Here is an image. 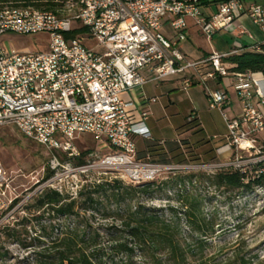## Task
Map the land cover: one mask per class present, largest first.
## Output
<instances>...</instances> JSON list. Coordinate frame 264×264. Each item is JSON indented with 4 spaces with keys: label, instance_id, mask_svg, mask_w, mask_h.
Returning a JSON list of instances; mask_svg holds the SVG:
<instances>
[{
    "label": "built area",
    "instance_id": "1",
    "mask_svg": "<svg viewBox=\"0 0 264 264\" xmlns=\"http://www.w3.org/2000/svg\"><path fill=\"white\" fill-rule=\"evenodd\" d=\"M213 2L53 0L55 12L31 5L4 6L0 39L8 33L46 35L48 43L46 52L22 54L5 50L0 43V129L13 128L54 154L48 163L51 174L62 167L56 153L79 158L73 143L77 136L89 135L109 147L110 153L101 158L99 166L119 175L127 186L146 185L191 167L195 171L228 168L246 176L247 167L264 166V74L232 73L223 64L244 52L264 55V0H222L215 13L206 16L204 7ZM244 17L258 29L261 42L242 45L241 38L248 34L236 23ZM186 19L193 21L207 41L216 33L234 31L236 48L212 53L200 62L188 61L178 50L186 40ZM165 20L170 37L162 33ZM78 30L86 33L65 38ZM87 40L95 43V49L86 46ZM146 69L154 74V81L193 72L209 109L220 112L227 127L216 148L218 163L185 166L139 159L134 139L151 141L143 108L156 99H142L136 122L127 110L130 105L120 97L148 83L140 74ZM229 77L241 109L232 120L223 114L232 103L230 96L206 85L209 80ZM193 85V79L183 80L184 90ZM53 179L46 182V188L53 190ZM11 184L0 162V223L13 219L33 197L21 199Z\"/></svg>",
    "mask_w": 264,
    "mask_h": 264
},
{
    "label": "rangeland",
    "instance_id": "2",
    "mask_svg": "<svg viewBox=\"0 0 264 264\" xmlns=\"http://www.w3.org/2000/svg\"><path fill=\"white\" fill-rule=\"evenodd\" d=\"M235 32L222 31L211 41L218 52H228L233 47ZM190 45L195 51L199 48L209 50L205 37L195 33L188 36ZM246 42V40L242 41ZM241 42V43H242ZM0 43L8 51L17 53H42L47 51L46 35L20 36L8 33L1 37ZM89 49H95L93 41H86ZM206 83L213 91L224 92L229 89L235 110L239 111L237 97L231 83L226 79L220 85L213 80ZM181 83L149 84L145 87L147 98H157L147 113L146 127L151 141L157 145L163 143V150L170 152V159L164 163L194 166L198 163L206 165L218 163L216 148L227 134L223 116L218 111H211L202 87H193L183 92ZM138 121L140 113L135 112ZM227 120L236 116L225 112ZM188 120L190 123H188ZM183 144H185L183 146ZM79 158H68L56 153L61 168L50 174L48 163L52 155L45 148L25 139L13 128L0 129V162L12 182V187L21 199L32 197L22 211H17L13 219L10 217L0 223V264H31L36 253L43 245L39 244L40 231L32 217L34 212L26 211L46 188V182L53 177L52 189L63 195L76 197L80 189L87 185L103 181H120L119 175L105 171L99 166L102 157L107 156L109 147L103 142H96L89 135H79L73 143ZM139 150L144 148L142 139L137 140ZM80 162L83 163L81 166ZM191 170L164 175L152 184L148 194L140 195L138 202L147 208L167 215L170 209L180 213L191 209L194 215H201L205 223L212 229L208 247L201 263L193 264H240L241 259L249 264H260L264 261V180L259 186L252 184L250 189L219 188L214 178L220 173H228L231 169L205 171ZM246 182L261 177L258 166L247 167ZM56 174V175H55ZM49 175V177H48ZM55 175V177H54ZM48 177V178H47ZM51 189V188H50ZM193 205V208L191 206ZM21 219L32 221L26 225V233L22 227L16 226ZM193 221V220H190ZM189 220L182 217L181 228L185 237H191ZM107 224V223H106ZM98 222L97 225H106ZM9 225L10 230L3 231ZM14 229V232H12ZM18 233L19 235H17ZM39 242V243H38ZM33 245L34 247H31ZM1 255H6L1 258ZM237 257V258H236ZM117 264H150L138 258L127 260L119 258Z\"/></svg>",
    "mask_w": 264,
    "mask_h": 264
},
{
    "label": "trees",
    "instance_id": "3",
    "mask_svg": "<svg viewBox=\"0 0 264 264\" xmlns=\"http://www.w3.org/2000/svg\"><path fill=\"white\" fill-rule=\"evenodd\" d=\"M220 1L214 0L212 4ZM6 5H31L50 12H55L57 6L53 0H0V10ZM85 33L78 30L65 38L69 40ZM223 64L232 73L264 74V55L252 52L234 55ZM262 180L264 171L259 179L247 184L245 175L228 172L216 175L214 184L219 188L248 190L252 184L259 186ZM151 185L125 186L116 180L103 181L82 187L75 198L44 190L26 209L38 214L32 219L39 227L41 243H38L43 245L31 264H117L119 258L126 261L138 258L150 264L201 263L212 229L191 209L180 217L172 209L165 215L139 203V196L148 194ZM182 217L193 220L188 225L191 237L183 234ZM31 222L21 219L16 226L26 233V225ZM98 222L107 224L97 225ZM4 230L9 231V225ZM249 263L241 259L240 264Z\"/></svg>",
    "mask_w": 264,
    "mask_h": 264
},
{
    "label": "crops",
    "instance_id": "4",
    "mask_svg": "<svg viewBox=\"0 0 264 264\" xmlns=\"http://www.w3.org/2000/svg\"><path fill=\"white\" fill-rule=\"evenodd\" d=\"M217 4V3H216ZM216 4H209V5H206L203 9V13L206 15V16H211L215 13L216 11ZM236 25H239V26H242L248 35L244 36L241 38V42L246 40V42H242V45L243 46H252V45H255L257 44L258 42H261L262 41V36L260 34V32L258 31V29L251 23V21L247 18H241L237 23ZM162 33L167 36V37H170L171 36V31H170V28L168 26V21L165 20L163 21V27H162ZM191 33H195L201 37H204L199 29L197 27H195L194 23L192 20L190 19H186V29L184 31V34H185V37H186V40L185 42L181 43L178 45V50L179 52L188 60V61H191V62H200V61H203L205 59H207L212 53H226V52H218L215 50L214 46L212 45L211 41H207V43L209 44V50H204L202 48H199V51H195L192 46L190 45V41L188 40V36L191 34ZM221 33V32H219ZM219 33H216L214 36H216L217 34ZM236 48V45H235V42L233 43V47L232 49H235ZM141 76L143 79H145L146 81H148V83H146L142 89H135V90H132L128 93H125L123 95H121V101L126 104V105H130L127 107V110L131 113V115H133V119L134 121H138L137 119V115L135 114V112H139V108H140V105H141V102H142V99H146V100H150V99H157V98H150L148 99L147 98V95L145 93V87L148 86L149 84H155V87L157 88V84H165V83H181L182 87H183V80L185 78H189V79H193V83L194 85L191 87H200L199 85H197V79L194 78V74L192 71H186L185 73H182V74H178L176 76H173V77H170L168 79H165V80H161V81H154L153 78H154V74L149 71V70H143L141 73ZM226 79H228V81L230 83H232V78H225V79H219L218 81H214V83H216V85H220L221 83H223ZM211 81H207V83ZM191 88L187 89V90H184L181 89L183 92H188L189 90H191ZM230 90L229 89H226L224 88V92L227 93L229 95V92ZM204 92V91H203ZM230 96V95H229ZM237 103L239 104V101L237 100ZM151 104V103H150ZM147 105L145 106L143 109L146 110V112L148 113L149 110L151 109V105ZM155 104V103H154ZM240 104H239V111L238 113L236 114V110H235V104L232 102L230 106H227L223 109V114L225 112H229L230 114L232 115H239L240 113ZM220 113V112H219ZM221 114V113H220ZM146 122V121H145ZM146 125V124H145ZM225 136V135H224ZM223 136V137H224ZM222 137V139H223ZM141 138H135L134 141H135V145L137 143V140H139ZM143 140V139H142ZM143 143H144V148L142 150H139L137 148V153H138V157L139 159H151L153 161H156V162H160V163H164L166 162L167 160L170 159V152L168 153L167 151L163 150L162 148H160L155 142H148L146 140H143ZM185 144H183L184 146ZM185 147V146H184Z\"/></svg>",
    "mask_w": 264,
    "mask_h": 264
}]
</instances>
